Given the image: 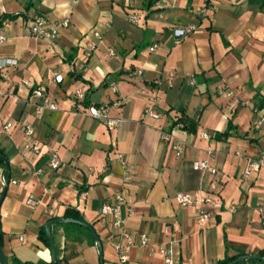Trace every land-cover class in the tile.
I'll return each instance as SVG.
<instances>
[{
  "label": "crops",
  "instance_id": "0c3cea01",
  "mask_svg": "<svg viewBox=\"0 0 264 264\" xmlns=\"http://www.w3.org/2000/svg\"><path fill=\"white\" fill-rule=\"evenodd\" d=\"M209 3L213 11L201 16L206 0H0V60L11 61L0 70V152L8 161L3 177L0 168V197L8 181L0 205L5 264H52L40 231L50 220L70 219L67 210L98 236L102 264H162L156 251L140 246L141 235L170 249L173 264L264 258L258 213L264 169L242 176L247 159L264 153V0ZM38 14L50 26L65 20L68 26L54 39L35 40L29 27ZM189 27L194 30L185 32ZM89 42L96 49L85 58ZM28 81L32 88L23 85ZM35 89L43 96L32 97ZM76 90L84 93L80 104ZM45 103L57 110L37 116L35 106ZM104 104L109 118L123 120L120 127L109 130L85 111ZM147 109L159 118H148ZM25 124L38 154L26 149ZM52 152L57 170L48 167ZM205 160L207 170H194ZM193 192L214 205L177 204V194ZM117 195L133 211L124 224L133 247L123 263L113 219L101 214ZM200 209L211 213L203 224ZM51 235L57 264H98L87 229L53 224Z\"/></svg>",
  "mask_w": 264,
  "mask_h": 264
},
{
  "label": "built area",
  "instance_id": "2783aa9c",
  "mask_svg": "<svg viewBox=\"0 0 264 264\" xmlns=\"http://www.w3.org/2000/svg\"><path fill=\"white\" fill-rule=\"evenodd\" d=\"M210 0H206V5L202 7L200 10L201 16H206L209 12L213 11V5L209 3ZM130 22L133 24H136L138 22V17L133 15L130 17ZM68 21L65 20L59 24L49 25L47 19L42 15L38 14L36 15L33 20L31 21L29 31L30 35L35 40L40 39H54L58 35V29L60 27H67ZM193 27H189L185 30V32L189 33L193 31ZM182 30H175L176 35H182L185 33ZM5 38L0 33V45L4 42ZM96 49V43L89 42L87 46L84 49V56L85 58L90 57V55L94 52ZM154 46L151 47L149 50L152 52L154 51ZM110 56H114L115 52L110 50L109 51ZM11 63L10 60H0V70L5 67L6 65H9ZM193 84V82H192ZM23 85L26 88H32L33 84L32 82H24ZM110 88L112 91H115V86L110 85ZM43 94L41 90L35 89L32 91V97L34 98H40ZM73 99L75 103L80 104L85 100L84 93L82 90H76L73 94ZM113 107L119 106L118 101H114L111 104ZM45 110L49 111H56L57 106L54 103H45L42 105H36L35 106V114L37 116H40ZM108 110H109V104L99 105V106H89L85 111L86 113L93 119L98 120L102 122L107 129L113 130L118 127H120L123 124V120L121 119H111L108 117ZM80 112H84V110H80ZM145 115L148 118L152 119H158L159 114L152 111V110H145ZM261 121H264V118L261 119ZM10 128L9 125H6L4 127L5 131H7ZM33 129L28 125H24V136L26 138V149L31 150L33 153L38 154L39 148L37 145H35L31 138L33 137ZM201 137L203 139H208V135L206 133H202ZM162 141L166 142L169 139V136L164 134L162 135ZM180 150V147H178ZM237 156H241L240 154H237ZM118 158L121 159L122 156L118 155ZM48 167L50 170H57L60 167V160L56 153L52 152L49 157L48 161ZM193 168L196 171H204L208 169L207 161H199L195 162L193 164ZM260 169H264V153L261 154L257 158H248L246 167L243 171V178L247 179L249 178L254 172H258ZM212 173H214V170H211ZM130 177L127 174L125 177V181H129ZM177 204L180 207H189V206H197L201 207L204 204L208 205H214V201L211 198H208L201 194L200 192H193V193H184V194H177L175 198ZM122 210H124L126 217L124 218L122 216ZM259 215L264 218V206H260L258 208ZM101 214L102 216H110L113 219L112 222V229L117 232V234L121 238V243L117 244L115 246V251L117 253V257L119 259V262L123 263L126 262L129 258V252L131 248L133 247V239L132 235L128 233L125 228V219L131 217L133 215V211L131 207H129L124 198L121 195H117L115 197V203L110 204H104L101 208ZM211 217V213L208 210L200 209L197 217L198 224H203L206 221H208ZM139 244L141 247H151L154 251H156L161 257H162V264H173L172 259V251L168 248L162 247V246H152L149 242V239L146 235H141L139 239Z\"/></svg>",
  "mask_w": 264,
  "mask_h": 264
},
{
  "label": "water",
  "instance_id": "95a60500",
  "mask_svg": "<svg viewBox=\"0 0 264 264\" xmlns=\"http://www.w3.org/2000/svg\"><path fill=\"white\" fill-rule=\"evenodd\" d=\"M0 162H3V164H4V169L2 171V177H3L4 172L8 169V161L6 158L0 157ZM3 183H4V189H3V192H2L1 197H0V205H1V202L4 198V196H5L8 181L4 180ZM63 223L77 224V225L87 229L90 232V234H91V236H92V238H93V240L97 246V249H98V264H102V249H101L99 238L96 235V233L94 232V230L88 224H85V223L80 222L78 220L62 219V218L50 220L43 226V230H44V232H45V234L49 240V248H50V253H51V263L57 264L55 245H54V241H53V238L51 235V226L53 224H63ZM246 260L259 261L262 264H264V258H262L261 256H258V255L240 256V257L236 258L235 260H233L232 262H230L229 264H239V263L246 261ZM0 264H5L1 240H0Z\"/></svg>",
  "mask_w": 264,
  "mask_h": 264
},
{
  "label": "trees",
  "instance_id": "16d2710c",
  "mask_svg": "<svg viewBox=\"0 0 264 264\" xmlns=\"http://www.w3.org/2000/svg\"><path fill=\"white\" fill-rule=\"evenodd\" d=\"M152 3V0H149V4ZM13 18V17H12ZM0 24H1V21H0ZM225 135V133H224ZM0 157H3L1 156V152H0ZM4 166L3 162H0V168ZM8 171V169L4 172V174ZM65 217L66 218H70V219H73V220H78V221H82L81 217L79 216V214L75 211H72V210H67L66 213H65ZM40 239H42L48 246H49V240L44 232V230L42 229L40 231ZM0 240H1V231H0ZM239 256L237 257H230V258H225L222 262H220L219 264H229L230 262H232L233 260H235L236 258H238Z\"/></svg>",
  "mask_w": 264,
  "mask_h": 264
}]
</instances>
